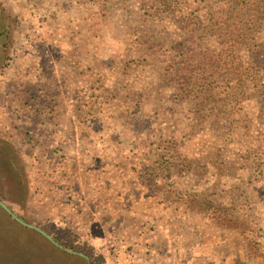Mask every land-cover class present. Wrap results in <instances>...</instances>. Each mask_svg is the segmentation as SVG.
<instances>
[{
    "label": "crops",
    "instance_id": "1",
    "mask_svg": "<svg viewBox=\"0 0 264 264\" xmlns=\"http://www.w3.org/2000/svg\"><path fill=\"white\" fill-rule=\"evenodd\" d=\"M134 2L0 0L17 20L0 73V129L32 161V222L91 264H264V212L250 216L229 197L211 212L195 201L192 213L189 201L169 199L152 137L145 156L128 153L137 130L151 128L128 116L132 75H119L121 37L138 30Z\"/></svg>",
    "mask_w": 264,
    "mask_h": 264
},
{
    "label": "rangeland",
    "instance_id": "2",
    "mask_svg": "<svg viewBox=\"0 0 264 264\" xmlns=\"http://www.w3.org/2000/svg\"><path fill=\"white\" fill-rule=\"evenodd\" d=\"M133 6L138 30L121 37L123 58L117 63L120 82L128 83L127 75H132L135 104L128 116L150 122L151 128L137 130V146L131 141L128 153L145 156L147 137H152L158 176L169 185V199L189 201L192 213L195 201H203L200 207L211 212L231 197L249 204L250 216L262 214L264 0H136ZM0 140L8 142L1 129ZM26 160L21 159L28 184L19 182V176L16 181L15 175H0V200L36 226L34 176L27 164L32 161ZM176 183L185 189L173 192ZM21 187L28 196H18ZM17 199L30 204L19 205ZM54 228L50 231L57 233ZM92 259L94 264L101 261Z\"/></svg>",
    "mask_w": 264,
    "mask_h": 264
},
{
    "label": "trees",
    "instance_id": "3",
    "mask_svg": "<svg viewBox=\"0 0 264 264\" xmlns=\"http://www.w3.org/2000/svg\"><path fill=\"white\" fill-rule=\"evenodd\" d=\"M16 24V19L11 18L4 11L0 12V73L6 66L3 63L9 60L11 30ZM15 150L12 144L0 140V175L6 176L5 174H7L8 177L15 175L16 181L19 176L21 177L19 182L25 181L28 184L27 173L24 172L25 165L21 161L23 158L19 154L20 152L18 151L19 153L16 154ZM8 154L11 158H8ZM11 159L12 165L10 166L9 160L11 161ZM18 189L21 190V192L17 190L18 196L20 194L21 198L28 196L25 189L24 191L22 187ZM14 201L19 205L25 203L23 199ZM0 264H74V260L71 256L59 251L38 233L17 224L0 209Z\"/></svg>",
    "mask_w": 264,
    "mask_h": 264
},
{
    "label": "water",
    "instance_id": "4",
    "mask_svg": "<svg viewBox=\"0 0 264 264\" xmlns=\"http://www.w3.org/2000/svg\"><path fill=\"white\" fill-rule=\"evenodd\" d=\"M0 208L12 219L14 220L16 223H18L19 225H21L22 227L34 231L36 233H38L39 235H41L42 237H44L49 243H51L54 247H56L57 249H59L60 251H63L64 253L68 254V255H72L78 258H81L83 260H85L86 264H91L90 260L87 256L83 255L82 253L79 252H74V251H70L67 250L66 248H64L63 246H61L60 244H58L52 237H50L45 231H43L41 228L30 225L26 222H24L22 219H20L19 217H17L1 200H0Z\"/></svg>",
    "mask_w": 264,
    "mask_h": 264
},
{
    "label": "built area",
    "instance_id": "5",
    "mask_svg": "<svg viewBox=\"0 0 264 264\" xmlns=\"http://www.w3.org/2000/svg\"><path fill=\"white\" fill-rule=\"evenodd\" d=\"M125 253V252H124Z\"/></svg>",
    "mask_w": 264,
    "mask_h": 264
}]
</instances>
